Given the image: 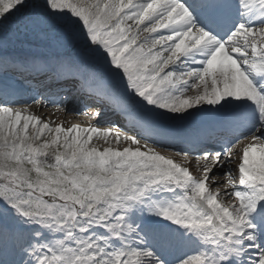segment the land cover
<instances>
[{"label": "snow or ice", "instance_id": "1", "mask_svg": "<svg viewBox=\"0 0 264 264\" xmlns=\"http://www.w3.org/2000/svg\"><path fill=\"white\" fill-rule=\"evenodd\" d=\"M10 67L96 123L0 79V264H264V0H0Z\"/></svg>", "mask_w": 264, "mask_h": 264}, {"label": "bare ground", "instance_id": "2", "mask_svg": "<svg viewBox=\"0 0 264 264\" xmlns=\"http://www.w3.org/2000/svg\"><path fill=\"white\" fill-rule=\"evenodd\" d=\"M29 79H31L33 81V85H38V88L36 87H32L30 88L29 86H25L23 88H19V93L18 95H16L14 97L15 100L17 101H28L29 102V111H31L33 114L41 117L42 119H45L47 121H49L53 127H55L56 125H60L62 124L63 127L68 128L71 127L73 125H77L82 114H76V112H74V110H79L81 108H83V106L85 105H81V103H83V101L85 100L84 97L80 96L76 91L75 88L69 84L67 85V91H66V95L68 98V95H71L72 99H67L66 101V106L65 108H60L57 109L55 107H46V106H42L41 104H31V98L36 94V91H39L41 93H48L50 90H56L57 92H59L60 90V86H58L55 83H42L43 81H46V77L43 75L37 76V77H30ZM187 95L192 96L195 95V91H189L187 93ZM92 100H88L86 101V103L88 105H93L96 107L95 102L93 103ZM91 102V103H90ZM24 106L21 103L17 104V107H22ZM95 107H93V111H90V113H87V115L93 117L92 112L95 111ZM86 115V116H87ZM110 118L115 119L117 121L120 120V118L118 116H114L112 113H108L107 114ZM95 121V122H94ZM86 123V122H85ZM83 122V124H85ZM89 123H96V120H93V122H89ZM188 122H176L175 124L171 125V126H175L177 127L178 131H183L185 128H188L189 126L186 125ZM82 123L79 125L84 126ZM88 124V123H87ZM94 146L103 149V147H106L107 145L104 144V141L99 138V137H94L93 141L91 142ZM125 145L121 144L120 147H124ZM239 147H243V145H240ZM159 150V149H158ZM161 154L165 155L166 157H172L173 159L177 160L178 162L181 163H185L184 159L182 157H174L173 153L171 151H162L161 150ZM191 167L193 168V170H195L196 167V162L193 160Z\"/></svg>", "mask_w": 264, "mask_h": 264}, {"label": "rangeland", "instance_id": "3", "mask_svg": "<svg viewBox=\"0 0 264 264\" xmlns=\"http://www.w3.org/2000/svg\"><path fill=\"white\" fill-rule=\"evenodd\" d=\"M15 48H18V49H15ZM35 50L36 49H34V48L33 49H30V48H28L26 46H23V45H19V46H13V45H10V44L7 45V53H8L9 58H13V57H15V58L24 57L25 55L29 54L30 51H35ZM0 70H1L0 71V79H6L9 83H13V81L10 78V76H8V73L5 76L3 74L2 68H0ZM15 81H14L15 83H13V84H15L16 86L17 85L18 86H21L19 83H17V81H18L17 78H15ZM194 123H196V122H188L186 125L192 126ZM172 127H174V126H172Z\"/></svg>", "mask_w": 264, "mask_h": 264}]
</instances>
